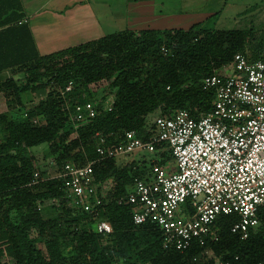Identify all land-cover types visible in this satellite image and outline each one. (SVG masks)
Returning <instances> with one entry per match:
<instances>
[{
  "label": "trees",
  "instance_id": "trees-1",
  "mask_svg": "<svg viewBox=\"0 0 264 264\" xmlns=\"http://www.w3.org/2000/svg\"><path fill=\"white\" fill-rule=\"evenodd\" d=\"M24 18L21 0H0V94L7 108L0 113V264L262 260L264 209L246 239L231 231L234 215H220L214 222L216 236L184 252L165 248L155 224L133 223L131 206L118 199L136 181L147 180L151 166L167 164L172 159L168 151L157 152L150 167L141 158L125 160L130 155L98 161L96 182L107 184V196L90 212L70 204L63 178L55 175L66 163L96 160L100 139L116 145L127 131L147 139L154 126L149 122L152 115L183 109L193 117L210 112L215 93L205 90L202 80L230 68L238 53L264 59V32L204 29L201 22L187 29H126L42 55L28 22L19 23ZM108 87L113 100L97 104L95 117L70 120L78 105L96 102L97 97L104 100ZM28 93L40 98L17 120L11 111L24 105ZM45 143L57 165L52 175L38 167L32 150ZM49 201L56 203L54 215L46 212ZM99 220L107 221L112 232L99 233ZM39 240H44L46 254L37 247Z\"/></svg>",
  "mask_w": 264,
  "mask_h": 264
},
{
  "label": "built area",
  "instance_id": "built-area-1",
  "mask_svg": "<svg viewBox=\"0 0 264 264\" xmlns=\"http://www.w3.org/2000/svg\"><path fill=\"white\" fill-rule=\"evenodd\" d=\"M202 86L215 93L210 112L193 117L183 109L157 116L147 139L135 131L125 132L116 145L103 138L95 146L96 160L66 163L55 177L63 178L70 204L90 212L105 200L107 184L95 178L98 161L168 151V169L155 164L147 180L136 181L118 199L131 206L133 223L155 224L165 248L184 252L216 236L218 216L234 215L231 231L246 239L264 209V59L238 53L230 68L204 78ZM71 88L69 83L67 91ZM76 111L79 119L97 115L92 102ZM96 230L112 232L105 220L96 222Z\"/></svg>",
  "mask_w": 264,
  "mask_h": 264
},
{
  "label": "crops",
  "instance_id": "crops-1",
  "mask_svg": "<svg viewBox=\"0 0 264 264\" xmlns=\"http://www.w3.org/2000/svg\"><path fill=\"white\" fill-rule=\"evenodd\" d=\"M205 0H21L40 54H49L105 35V22L125 30L171 29L183 17L204 16ZM187 29V28H184Z\"/></svg>",
  "mask_w": 264,
  "mask_h": 264
},
{
  "label": "rangeland",
  "instance_id": "rangeland-1",
  "mask_svg": "<svg viewBox=\"0 0 264 264\" xmlns=\"http://www.w3.org/2000/svg\"><path fill=\"white\" fill-rule=\"evenodd\" d=\"M205 6L204 16H196L194 12L191 11L190 16L183 17L181 22H176L172 25H167V27H184L189 28L195 23L201 22V27L204 29H221V30H231V29H242V30H254L257 34H262L264 32V0H205L198 3V7L203 8ZM125 30V26L121 25V22H105V35L120 32ZM139 34H137L138 36ZM255 45V42L252 44ZM86 95V94H85ZM39 96L34 93H28L24 95V105L20 108H16L11 111L13 117L17 120L23 119L28 108L34 106L39 100ZM113 100V95L111 89L108 87L105 93V99L97 97L96 102L93 101V104H106L108 105ZM7 111V108L4 103V99L0 94V113ZM76 110H74L70 115L71 121H77L79 119ZM84 114V113H82ZM80 115V114H79ZM155 116L152 115L149 117V122L152 123ZM1 138V136H0ZM33 152L36 155V161L38 167L45 171L47 174L52 175L55 173L57 165L54 162V159L49 154L48 144H41L37 147H34ZM141 158L146 161L148 166L155 162L157 156L152 153H142L138 152L133 155L128 156L125 160L131 161L132 159ZM122 161V160H121ZM120 161V162H121ZM125 162V161H124ZM169 165L171 163H168ZM169 165H163L168 169ZM155 166H151L150 171L153 173ZM151 173V174H152ZM56 203L52 201L45 203L46 212H50L54 215L55 210L53 207ZM217 234V233H216ZM37 234L33 231L32 236ZM37 247L46 254V248L44 240H39Z\"/></svg>",
  "mask_w": 264,
  "mask_h": 264
}]
</instances>
